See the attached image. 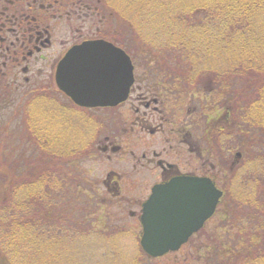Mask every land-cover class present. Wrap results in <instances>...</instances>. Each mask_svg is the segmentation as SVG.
<instances>
[{"label":"trees","instance_id":"1","mask_svg":"<svg viewBox=\"0 0 264 264\" xmlns=\"http://www.w3.org/2000/svg\"><path fill=\"white\" fill-rule=\"evenodd\" d=\"M78 1L95 13L82 23H92L94 33L97 27L104 29L103 38L130 56L138 74L149 72L156 84L172 87L196 106L200 103L205 119L218 124L216 129L205 125L207 134L215 135L211 143L218 154L211 147L207 152L221 161L216 183L224 196L211 219L217 223L210 227L208 222L183 249L199 248L204 264H264V0ZM27 2L31 11L26 18H12L16 26L11 23L8 28L33 34L40 23L68 24L67 0H46L40 3L45 6L41 9L38 1ZM11 13L16 16L23 11ZM47 14L49 22L44 23ZM19 72V67L0 56V264H68L72 250L76 253L98 240L89 236L93 223L88 225L83 214L96 188L92 183L84 191L72 188L70 181L76 179L71 171L60 174L56 167L62 162L72 168L75 150L66 156L45 148L35 136L37 130L43 131L35 116L45 100L41 95L51 92L54 100L59 97L53 71L45 82L40 76L42 83L35 90L32 82L25 85ZM21 118L22 141L30 139L42 154L51 156L46 155L43 173H23L20 162L12 164L9 153L18 147L11 144L10 136ZM28 151V145L19 148L21 160ZM40 175L44 177L41 186L34 185L32 178ZM237 180L242 191L233 189ZM100 195L90 197L94 206L101 204L104 197L100 200ZM81 196L88 201L79 202ZM139 248L144 257L139 264L161 260Z\"/></svg>","mask_w":264,"mask_h":264},{"label":"flooded vegetation","instance_id":"2","mask_svg":"<svg viewBox=\"0 0 264 264\" xmlns=\"http://www.w3.org/2000/svg\"><path fill=\"white\" fill-rule=\"evenodd\" d=\"M27 1L0 0V44L4 47V49L0 47V56H5L6 60L19 67L20 76L27 83L25 85H29L32 82V88L35 90L38 88V83L45 82V78L48 79L51 71H53L55 88L68 104L85 110L84 112H88V114L106 111L117 113L112 122L114 123L116 120L117 123L114 124L119 125L122 131L103 133V137L96 143L97 151L100 155L106 156L108 161H112L115 159L114 157H120V159L124 160V158L131 155L135 172L139 174L152 173L155 176L150 194L155 185L166 183L172 178L182 175L208 177L217 185L216 174L221 173V161L216 157L218 153L211 143L215 135L213 132L207 134L205 125L208 124L210 127L213 126V129H216L218 124H212L210 121L212 118L205 119V111L200 103L197 102L196 106L194 101L188 102L190 98L176 92L172 87L164 86L160 83L156 84V80L149 72L138 74L131 59L134 66L135 81L127 101L116 107L84 108L76 105L57 88L55 82L57 65L72 47L86 41L106 40L103 38L104 29L97 27V32L94 33L93 29L95 30V28L92 23H87L86 25L82 23L86 21L85 18L90 15L94 16L95 13L90 12V7L83 6L78 0H67L66 3L68 7L66 12L71 16L68 19L69 21H67L70 25L56 24L54 21L49 22L50 16L47 14L42 21L44 22L45 20L49 23L47 25L43 23L37 24L35 26L36 29L32 30L33 34H28L26 29L17 32V28H8L7 24L11 25L12 23L16 26L12 18H26L28 11H31V3ZM30 1H35L36 3L38 1V8H45L40 3H44L46 0ZM49 7L52 6L50 5ZM14 9L17 12L23 11V13L21 15L14 13L16 16L12 15L11 11ZM51 16L55 17L54 15ZM3 17L7 18V20L3 19ZM32 17L33 19L35 18L34 15ZM59 17L62 18V16ZM56 39L65 40L64 42L70 45L59 59L55 58V55L43 54L55 45ZM40 76L43 77L41 79L43 80L42 82H39ZM25 85L23 88L26 87ZM127 104L129 105V113L127 117H124V114L119 109ZM106 119V123L110 122L108 117H103L100 122H104V125ZM125 134L128 139H131L136 134L137 143L135 145L128 143ZM206 142H208V147H211L212 152L216 155L208 154L207 151L209 150L205 147ZM131 145L135 147L133 148ZM190 156L200 164L196 171H188L185 168V166H188ZM125 179V174L110 168L106 171L102 182L92 179L93 182L91 181V183L94 186L101 184L108 190L110 195L118 197L122 196V184ZM146 200L138 198L134 203H131L132 201L127 202L128 206L136 207V210H130L129 214L132 217H136L139 222L142 206Z\"/></svg>","mask_w":264,"mask_h":264},{"label":"rangeland","instance_id":"3","mask_svg":"<svg viewBox=\"0 0 264 264\" xmlns=\"http://www.w3.org/2000/svg\"><path fill=\"white\" fill-rule=\"evenodd\" d=\"M64 41L65 40L56 39L55 45L52 46L51 49L46 50L43 54L49 56L55 55V58L59 59L64 51L70 46ZM41 96L44 97L45 104L42 103L40 107L36 108L38 110H35V116L36 119H40L39 121L43 126V131L40 133L39 130H37L34 132L36 134L35 136H37L39 142L43 140L41 145L43 144L45 148H55L58 153H62L66 156L71 155L73 150H75L76 154H74L70 160L72 168L68 166L66 167L62 162L57 163L60 165L56 167L60 171V174H65L66 170L71 171V176L76 179L74 182L70 181L72 188H80V190H83L84 187L87 189V187L92 186V179L102 182L106 171L110 168L122 172L126 177L122 184V196L115 197L114 195H110L108 190L104 186H101V184L95 186L96 193L94 192L90 194V197L92 198V196L101 193L100 200L101 197L104 198H102V202L99 206H94L89 197L88 205L90 204V207L88 210H83V214H86L84 219H86L88 225H90L91 222L93 223V226H91L93 232L90 231L91 233H89V236L93 234L98 240L97 242L90 243V246H87L86 248L77 249L76 253L72 250L69 254L72 259H69L68 264H110L111 262H114V264H139L138 262L144 258L139 248L141 247L139 237L141 224L136 217H132L129 214V211L136 210V207L128 206L127 202L132 201L131 203H134L138 198L146 200L150 194L155 176L152 173L139 174L135 172L132 162L133 157L131 155L124 158V160L120 159V157H114L115 159L108 161L106 156L98 153L96 143L103 137V133L106 134L108 132L122 131L119 125L114 124L117 123L116 120L114 123L112 122V119L117 116V113L114 114L112 111H106L88 114V112H84L85 110L80 112L74 110V108H70L74 106L66 108L64 104L67 102L60 95L55 98L56 100L52 98L53 95L51 92H46ZM195 99L197 100L199 98L196 96ZM25 101L27 100L25 99ZM188 102L193 101L190 99ZM127 105L119 109L124 114V117H127L129 113V105ZM30 107L33 108L32 105H30ZM30 107H28L29 109L27 108L28 117H30L32 113ZM42 107H48V109L43 110ZM103 114L104 116H102ZM103 117H108L110 122L106 123V119L105 124L103 125L104 122H100ZM22 118L14 123L13 133L10 136L12 141L11 144L15 145L16 148L18 147L13 153L12 151H10V153L8 152L11 161H13L12 164L15 166L20 162L22 164L21 170L23 173L32 174L37 171L43 173L44 169L47 168V166H45L47 162L45 159L48 154H42L38 145H33L30 139L28 141H22L20 134H23L22 130L25 127V124L23 127H20ZM27 133L28 132H25L24 134ZM125 137L128 139L126 134ZM136 138L137 136L135 134L131 139H128V141L126 139L124 140L135 145L137 143ZM27 145L29 151L24 153V157L21 160L20 155H18L19 148L21 150V148H24ZM133 145H131V147L134 148L135 146ZM205 147L208 148V142H206ZM48 157L51 156L48 155ZM75 157L77 158V164L73 163L76 161ZM213 163L215 162L213 161ZM197 167H200L199 162L195 161L190 156L188 166H185V168L188 171H196ZM43 178L44 177L41 175L38 179H36V176L33 177V184L41 186ZM240 183L241 180H239V182L237 180V183L234 182L233 189L236 191H242ZM86 200L88 201V199L83 196L79 198V202ZM222 200L223 198L221 199V202ZM78 217H80V213L76 214V218ZM216 221L217 220H211L208 225L211 227L217 223ZM83 234L84 233L80 235ZM107 234H109V236ZM110 234H114V238L110 237ZM93 244L100 248L99 251H97V248H95ZM200 253L201 251L199 248L187 246L176 255L171 254L158 258L161 260L156 261L154 264H204V261L199 257V255H201Z\"/></svg>","mask_w":264,"mask_h":264},{"label":"water","instance_id":"4","mask_svg":"<svg viewBox=\"0 0 264 264\" xmlns=\"http://www.w3.org/2000/svg\"><path fill=\"white\" fill-rule=\"evenodd\" d=\"M135 81L124 50L98 39L72 47L57 65V88L84 108L116 107ZM223 191L212 179L182 175L157 184L143 203L140 245L147 256L178 252L216 214Z\"/></svg>","mask_w":264,"mask_h":264}]
</instances>
